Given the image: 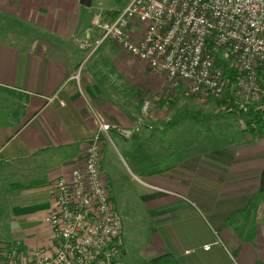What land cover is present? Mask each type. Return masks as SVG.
<instances>
[{
  "label": "crops",
  "instance_id": "1",
  "mask_svg": "<svg viewBox=\"0 0 264 264\" xmlns=\"http://www.w3.org/2000/svg\"><path fill=\"white\" fill-rule=\"evenodd\" d=\"M88 7L83 0H0V246L19 240L25 252L48 244L52 181L81 162L106 123L101 170L110 194L117 178L109 175L113 185L102 168L106 150L138 180L135 196L152 214L142 260L264 264V135L242 127L240 137L217 145L201 139L202 149L181 155V139L165 138L184 111L167 105L177 94L166 99L162 78L116 45L120 53L108 44L91 54L81 48L83 38L100 35L87 26ZM18 104L23 118L8 120ZM149 159L156 169H146ZM120 188V213L127 222L139 219L128 188ZM123 242L122 235V262Z\"/></svg>",
  "mask_w": 264,
  "mask_h": 264
},
{
  "label": "built area",
  "instance_id": "2",
  "mask_svg": "<svg viewBox=\"0 0 264 264\" xmlns=\"http://www.w3.org/2000/svg\"><path fill=\"white\" fill-rule=\"evenodd\" d=\"M100 32L95 44L80 42L90 54L105 40L164 75L170 88L186 95L220 98L244 111L264 112V0H130L113 18L93 14ZM233 68V81L225 68ZM231 82V86L229 85ZM230 86V87H229ZM225 96V95H224ZM264 122V116H263ZM100 123L82 152V160L52 181L45 219L49 245L22 250L14 240L0 246V264H112L121 251L122 222L113 208L101 170ZM128 137L131 130L120 128ZM205 248H209L206 245Z\"/></svg>",
  "mask_w": 264,
  "mask_h": 264
},
{
  "label": "rangeland",
  "instance_id": "3",
  "mask_svg": "<svg viewBox=\"0 0 264 264\" xmlns=\"http://www.w3.org/2000/svg\"><path fill=\"white\" fill-rule=\"evenodd\" d=\"M130 0H88L90 2L89 4H84L85 7L89 6L87 8L88 11H86V16L89 17L90 21L92 19V16L94 13L99 12L102 17L105 19L111 18V14L114 15L116 13H119L129 2ZM84 15L82 22L89 21V19ZM87 26L92 30L94 26L92 23L88 22ZM100 36V35H99ZM99 38V37H98ZM93 38L90 40L89 38H83L82 41H89L93 44L97 42L99 39ZM102 46L108 44L110 45V48L115 50L117 53H120L119 50L116 48L115 44L110 40H105L102 43ZM99 44V45H100ZM123 51V50H122ZM123 55H127V52L123 51L121 52ZM150 68V67H149ZM232 70L233 75L235 74L234 69L231 67L225 68V76H227V70ZM153 71V73L151 72ZM260 73V74H259ZM154 74L153 76H160L163 80V87L162 91L164 96H166V99L173 97V94H177L176 98L174 99V103L168 102L167 105L172 106V104H175L177 106H181L184 108L183 112H179L175 116V120L173 122L174 127H169L170 131L165 134V138H179L184 143L181 147V155H186L189 151H197L199 149L203 148V145L199 140H204L207 143L213 142V145L225 143L229 138H236L238 135V132L240 130L238 128H244L247 127L244 123L245 121H242L241 117L239 116V113L237 112L236 107L235 109H232L230 111H226L225 106L226 103H218L216 104L215 101L210 100L209 98H198L194 96L186 95L183 91L179 90L180 88H183L182 86H178L176 88H170L167 85V82L164 78V75L160 73L159 71L153 70L150 68V75ZM259 79L264 82V67L260 69V72H258ZM152 76V75H151ZM234 77V76H233ZM160 79V78H159ZM231 80L230 78H228ZM233 80H231L232 82ZM231 82L229 81V85L231 86ZM153 82L150 79L149 86H151ZM229 86V87H230ZM229 89H233V86H231ZM229 89L224 91V95L220 98H225L226 102L227 95L229 94ZM182 92V93H181ZM184 92V95H183ZM171 96V97H170ZM149 100L152 101V98L154 96L149 95ZM215 99V98H214ZM218 99V98H217ZM173 101V100H172ZM229 102L233 103V99L231 98ZM153 103V102H152ZM234 106H236L233 103ZM239 109V108H238ZM264 132H260V136H263ZM242 134V132H240ZM240 137V136H239ZM198 140V141H197ZM155 151V150H154ZM152 159L157 160V155L155 152H153ZM105 159L102 163V168L104 172L109 176L110 174L113 175L114 178H117V182H115V185L112 180V175L109 176L111 179L114 187L113 190H111V195L113 202H116L117 205V212L118 215H120V219L123 226V234L121 233V241H122V235L125 238L124 248L127 250V255L124 256L123 262L119 259L112 262V264H143L145 260H142L143 258V249L147 247L148 243L150 242L148 237V232L151 230L152 227V219L149 217L152 215L151 212H149L146 207L137 200L135 196V188L140 186L138 180L134 178L132 174L127 172L124 161H118L112 154V152L106 150L104 153ZM155 160V161H156ZM151 159L147 161L146 163V169H156V163H152ZM131 178L132 181L129 179ZM108 184V179H106ZM121 184H124L128 190L126 192V196L128 200H131V206L133 207L132 213L137 210L139 211L140 218L137 219V216L135 219H132L131 221H126L124 219V214L120 213V210L118 208L119 202H121L120 199V192L123 194V191L121 190L120 186ZM109 186V184H108ZM131 192L130 196H127V193ZM149 212V213H148ZM44 221L49 226L48 222L46 221L44 217ZM50 229V226H49ZM152 231V230H151ZM51 242V232L49 237L48 244H42V245H49ZM209 245V244H208ZM39 246V245H37ZM122 246V243H121ZM210 247V245H209ZM188 249V248H186ZM191 251V250H188ZM120 256V255H119ZM154 264H172V262L165 261L163 259H158L154 262Z\"/></svg>",
  "mask_w": 264,
  "mask_h": 264
},
{
  "label": "trees",
  "instance_id": "4",
  "mask_svg": "<svg viewBox=\"0 0 264 264\" xmlns=\"http://www.w3.org/2000/svg\"><path fill=\"white\" fill-rule=\"evenodd\" d=\"M117 14L118 13L114 15L111 14V18L115 17ZM226 70H227L226 73H227L228 78L233 80L234 79L233 76H235V74L233 75V71L229 69H226ZM210 100L215 101V103L217 102L216 104L226 103V106H225L226 111H230L237 107V106H234L232 102H229V101L226 102L225 98H218V99L215 98L214 99L211 97ZM24 109H25L24 106L20 104L16 105V107L8 113V117H7L8 120L11 121L14 118H16L20 121L24 116ZM236 110L239 113V116L245 121L244 124L247 126L246 129H248V132L250 133V135L258 137V135H260V132H263V129H264V122H263L264 112L254 111V109L251 107L249 108L248 111H244L238 108H236ZM158 259L159 258L148 259V260H145L143 264H154V262Z\"/></svg>",
  "mask_w": 264,
  "mask_h": 264
},
{
  "label": "water",
  "instance_id": "5",
  "mask_svg": "<svg viewBox=\"0 0 264 264\" xmlns=\"http://www.w3.org/2000/svg\"><path fill=\"white\" fill-rule=\"evenodd\" d=\"M84 4H88V0H83ZM260 188H264V169L261 172V176H260Z\"/></svg>",
  "mask_w": 264,
  "mask_h": 264
}]
</instances>
